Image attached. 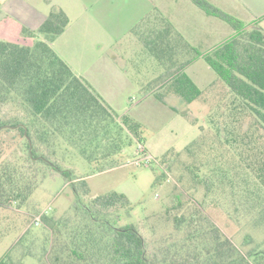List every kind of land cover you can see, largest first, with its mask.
<instances>
[{
  "label": "trees",
  "instance_id": "trees-1",
  "mask_svg": "<svg viewBox=\"0 0 264 264\" xmlns=\"http://www.w3.org/2000/svg\"><path fill=\"white\" fill-rule=\"evenodd\" d=\"M191 1L232 27L233 34L211 50L199 54L191 48L193 59L201 56L226 93L208 116V135L184 148L190 162H182V168L192 189L203 190L202 197L190 196L184 205L166 209L162 220L172 228L152 251L135 224H120L118 210L126 214L130 209L123 193L85 200V179L62 167L64 152L73 149L89 163H100L99 170L117 166L130 137L142 132L139 122L118 116L51 47L68 24L66 14L53 7L36 32L0 38V208L26 206L39 184L55 173L74 195L59 217L42 213L41 232L26 229L0 264H22L25 258L31 264H264V240L243 252L225 231L228 221L264 224V29L207 0ZM161 21L164 29L148 45L160 63L167 56L163 36L175 32L166 19ZM164 86L185 104L202 94L182 68L171 72ZM5 108L13 115H3ZM182 178L183 173L178 181ZM207 203L224 212L225 227L217 224ZM175 208L180 211L172 214Z\"/></svg>",
  "mask_w": 264,
  "mask_h": 264
},
{
  "label": "rangeland",
  "instance_id": "rangeland-1",
  "mask_svg": "<svg viewBox=\"0 0 264 264\" xmlns=\"http://www.w3.org/2000/svg\"><path fill=\"white\" fill-rule=\"evenodd\" d=\"M25 1L34 6H41L43 2ZM151 15L155 14L151 13L148 16ZM208 17V35L201 47V50L206 52L227 39L233 32L229 23L213 16ZM76 20L75 22L82 26L85 18L78 17ZM21 29L20 24L7 15L6 9L0 8V38L18 37L21 35ZM36 35L38 39L42 38V35ZM99 35L105 38V33L100 32ZM80 36L77 34L76 40L80 39ZM142 39L137 34L129 33L119 41V44L108 47L112 48L111 52L115 57L123 60L131 84L124 85L121 92L109 91L104 99L118 116L128 115L142 125V132L138 138L130 137V145L122 150L120 157L118 156L120 164L111 168L99 170L100 163H89L74 149L64 152V158L60 161L63 168L71 169L75 176L85 179L89 188L88 195L84 196L85 200L113 191L123 193L130 202V209L126 214L124 210H118L121 214L120 224L126 222L135 224L145 238L148 250L152 251L156 241L172 228L170 221L166 223L163 221L166 209L173 205L177 206L179 202L184 205L190 196L199 200L202 197L203 190L192 189L189 173L182 168V162H190L183 154L184 148L199 135L204 133L208 135L210 132L208 116L217 110L226 89L215 72L200 57L192 62L188 71L202 94L190 104H185L176 95L168 93L165 83L160 84L161 81L158 79L146 85L145 81L148 80L149 74L155 72L157 68L154 67L156 60L148 57ZM104 52L103 48L96 49L91 59H96ZM89 61L81 63L77 70L79 68L80 72L85 70ZM170 74L171 71L165 76ZM133 80L140 81V84L135 86ZM149 89L155 93L145 94ZM164 95L169 97L164 99ZM13 113L14 111L10 109H2L3 115L12 116ZM181 173L183 178L179 182ZM73 199L70 185L63 176L55 173L39 184L26 206L20 209L0 208V259L26 229L35 234L41 232L39 216L42 213L59 217L69 209ZM207 205L210 206V213L217 224L225 227L224 212L220 208H212L210 203ZM178 209L175 208L171 213L180 211ZM235 223L228 221L225 231L243 252L253 247L254 243L264 240L263 223L252 221ZM246 235L250 239L246 240ZM17 252H19L17 248L12 252L14 260L17 259ZM31 263V259L25 258L22 264Z\"/></svg>",
  "mask_w": 264,
  "mask_h": 264
},
{
  "label": "crops",
  "instance_id": "crops-1",
  "mask_svg": "<svg viewBox=\"0 0 264 264\" xmlns=\"http://www.w3.org/2000/svg\"><path fill=\"white\" fill-rule=\"evenodd\" d=\"M207 1L247 25L257 21L264 29V0ZM192 4L191 0H43L41 6H34L25 0H0V8H5L7 15L20 24L21 34L24 30L36 32L51 8H60L69 21L50 45L73 73L86 80L103 100L109 91L121 92L124 85L131 84L123 60L115 57L111 52L112 48L108 47L119 44L125 35L134 33L143 38L142 43L148 57L155 59L148 45L151 46L164 29L165 23L161 21L163 18L171 24L175 32L165 35L162 33L167 56L162 58L161 63L155 59L154 67L157 69L148 73L145 84L148 85L156 79L161 81L160 84L166 83L169 75H165L176 68H182L190 76L188 69L192 62L201 58L198 55L193 59L191 48H195L199 54L206 52L202 51L201 47L207 39L209 22V15ZM153 9H156L159 15L153 13ZM151 13L155 15L148 16L149 18L143 21V18ZM78 17L85 18L82 26L75 22ZM135 26L137 30L133 31ZM100 32L105 33V38L99 35ZM77 34L81 36L76 40ZM41 39H44L43 36ZM98 48H103L105 52L96 59H91L93 52ZM85 52L88 54L85 55ZM86 61L90 62L87 68L81 72L80 68L77 70V67ZM133 82L135 86L140 84V81ZM146 91L145 94L155 93L150 89ZM169 95H164L163 98L167 99ZM157 97L159 98V95Z\"/></svg>",
  "mask_w": 264,
  "mask_h": 264
},
{
  "label": "built area",
  "instance_id": "built-area-1",
  "mask_svg": "<svg viewBox=\"0 0 264 264\" xmlns=\"http://www.w3.org/2000/svg\"><path fill=\"white\" fill-rule=\"evenodd\" d=\"M146 159L148 158V157H145ZM38 220V219H37ZM39 221V220H38ZM36 223H37V221H36Z\"/></svg>",
  "mask_w": 264,
  "mask_h": 264
}]
</instances>
